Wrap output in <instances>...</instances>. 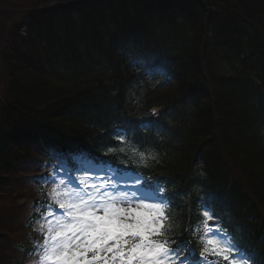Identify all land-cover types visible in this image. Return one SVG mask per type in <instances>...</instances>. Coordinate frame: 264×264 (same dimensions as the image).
Wrapping results in <instances>:
<instances>
[{"label": "trees", "instance_id": "16d2710c", "mask_svg": "<svg viewBox=\"0 0 264 264\" xmlns=\"http://www.w3.org/2000/svg\"><path fill=\"white\" fill-rule=\"evenodd\" d=\"M114 3L120 5L117 13L101 5L95 14L89 12L95 16L92 27L83 36L75 34L77 58L69 60L70 81L17 73L30 91L11 97L28 118L24 124L29 128L39 117L42 133L48 135L40 144L71 150L78 144L95 154L117 147L115 136L130 130L128 143L144 151L146 171L163 174L177 197L166 211L165 236L183 232L182 239L199 253L202 211L209 210L201 200L207 196L210 212L229 240L253 255L254 264H264V0H205L203 5L149 0L142 6L140 1L115 0L110 6ZM102 11L101 31L93 26ZM123 27L131 36L148 32L152 37L141 60L150 64L163 58L162 79L136 67L101 63L110 48L105 34ZM77 40L85 41L88 50ZM166 76L170 85L160 88ZM186 92L196 99L185 106L174 104ZM153 107L169 108L152 122L159 128L156 138L135 133L132 120ZM39 109H47L43 120ZM19 129L8 135L22 137ZM6 135L0 132L2 144L11 140ZM191 172L203 174L199 182H193Z\"/></svg>", "mask_w": 264, "mask_h": 264}, {"label": "snow or ice", "instance_id": "6c2138e0", "mask_svg": "<svg viewBox=\"0 0 264 264\" xmlns=\"http://www.w3.org/2000/svg\"><path fill=\"white\" fill-rule=\"evenodd\" d=\"M152 115H156L155 110ZM105 187L99 185L94 194L79 197L78 202H64L53 188L49 193L53 205L40 202L52 209L42 217L47 221L40 226L43 246L36 245L32 249L39 248L43 253L41 264H187L195 249L182 239L184 233L166 237L162 204L143 203V199L157 193L140 191L139 196L132 197L141 200L142 208L153 209L141 211L131 205L117 206L115 199L103 191ZM160 194L164 204L172 203L173 198L168 197L163 188ZM207 201V196L201 200V207L209 208L203 212L205 234L211 231L209 221L215 215H209ZM56 206L63 215L52 221L49 217L57 211ZM202 244L199 254L194 256V264H210L208 256L222 259L225 264H249L251 259L250 254L232 241L224 243L209 237L202 238ZM233 254L247 258H233Z\"/></svg>", "mask_w": 264, "mask_h": 264}, {"label": "rangeland", "instance_id": "374dc122", "mask_svg": "<svg viewBox=\"0 0 264 264\" xmlns=\"http://www.w3.org/2000/svg\"><path fill=\"white\" fill-rule=\"evenodd\" d=\"M28 2H29V0L27 1V3ZM11 19H13V18L5 17V16H0V20L3 21L2 25L4 26V28L7 26V24L10 22ZM4 22H6V23L4 24ZM0 42H1V38H0ZM0 83L1 84L4 83V78L3 77L0 79ZM134 187H135V189H137L138 186L137 185H134ZM97 188L96 187H92L90 189V193L89 194H94L97 191ZM106 193H107V195L109 197L115 199L116 204L119 207L127 208V207H129V205H131V207H133V208H139L141 211H153V209H144V208H142L141 201L140 202H133V201L126 200L127 197L125 195H123V194H120V193L116 194V193H110V192L109 193L106 192ZM84 198H87V197H84ZM143 203H147V204H157L155 202L154 203L143 202ZM11 212L14 215L13 210H11Z\"/></svg>", "mask_w": 264, "mask_h": 264}]
</instances>
